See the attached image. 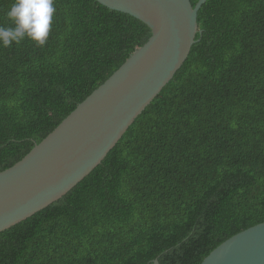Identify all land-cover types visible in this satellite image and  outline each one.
I'll list each match as a JSON object with an SVG mask.
<instances>
[{
    "label": "trees",
    "instance_id": "16d2710c",
    "mask_svg": "<svg viewBox=\"0 0 264 264\" xmlns=\"http://www.w3.org/2000/svg\"><path fill=\"white\" fill-rule=\"evenodd\" d=\"M13 3L0 0V26ZM54 7L44 46L0 47V171L151 36L95 0ZM197 23L184 63L102 162L0 232V264H200L264 221V0H206Z\"/></svg>",
    "mask_w": 264,
    "mask_h": 264
},
{
    "label": "water",
    "instance_id": "95a60500",
    "mask_svg": "<svg viewBox=\"0 0 264 264\" xmlns=\"http://www.w3.org/2000/svg\"><path fill=\"white\" fill-rule=\"evenodd\" d=\"M95 1L142 21L151 36L27 154L0 171V232L60 199L102 162L188 57L206 0ZM200 264H264V221L221 242Z\"/></svg>",
    "mask_w": 264,
    "mask_h": 264
},
{
    "label": "clouds",
    "instance_id": "9594fccd",
    "mask_svg": "<svg viewBox=\"0 0 264 264\" xmlns=\"http://www.w3.org/2000/svg\"><path fill=\"white\" fill-rule=\"evenodd\" d=\"M55 12L54 0H14L6 12L13 26H0V47L19 45L25 38L44 46Z\"/></svg>",
    "mask_w": 264,
    "mask_h": 264
}]
</instances>
